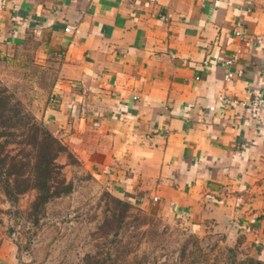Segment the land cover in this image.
<instances>
[{"label": "crops", "instance_id": "crops-1", "mask_svg": "<svg viewBox=\"0 0 264 264\" xmlns=\"http://www.w3.org/2000/svg\"><path fill=\"white\" fill-rule=\"evenodd\" d=\"M32 31L58 66L35 114L76 164L264 264V0H0V49Z\"/></svg>", "mask_w": 264, "mask_h": 264}, {"label": "rangeland", "instance_id": "rangeland-1", "mask_svg": "<svg viewBox=\"0 0 264 264\" xmlns=\"http://www.w3.org/2000/svg\"><path fill=\"white\" fill-rule=\"evenodd\" d=\"M50 61L34 31L0 49V85L38 121L35 112L58 74ZM12 146L21 154L19 145ZM59 161L73 191L39 211L36 189L12 201L0 186V252L13 246L21 264H262L180 219L117 196L78 166L70 151ZM113 197L133 203L123 218Z\"/></svg>", "mask_w": 264, "mask_h": 264}, {"label": "trees", "instance_id": "trees-1", "mask_svg": "<svg viewBox=\"0 0 264 264\" xmlns=\"http://www.w3.org/2000/svg\"><path fill=\"white\" fill-rule=\"evenodd\" d=\"M13 143L20 146L21 154L13 150ZM68 151L42 121L0 85V186L10 200L16 201L21 194L36 189L33 206L39 211L53 198L72 192L74 185L59 161L60 155ZM113 200L122 218L133 206L117 197Z\"/></svg>", "mask_w": 264, "mask_h": 264}, {"label": "built area", "instance_id": "built-area-1", "mask_svg": "<svg viewBox=\"0 0 264 264\" xmlns=\"http://www.w3.org/2000/svg\"><path fill=\"white\" fill-rule=\"evenodd\" d=\"M70 28H67L69 30ZM234 32L238 36L244 35L243 32L240 29V24L234 27ZM229 78V76H227ZM225 104H233V103H240L237 100L230 99L227 97H221L220 98ZM242 104L246 105L249 110L251 111V115L254 118H260L261 117V107H262V99L261 96L255 95L252 99H249L248 101H242ZM159 196L155 197V200H158Z\"/></svg>", "mask_w": 264, "mask_h": 264}]
</instances>
